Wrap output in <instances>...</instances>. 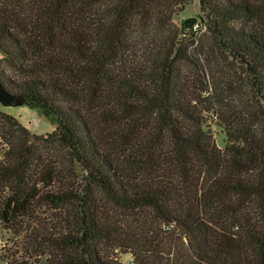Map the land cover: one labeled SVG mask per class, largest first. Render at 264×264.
Instances as JSON below:
<instances>
[{"label": "trees", "instance_id": "16d2710c", "mask_svg": "<svg viewBox=\"0 0 264 264\" xmlns=\"http://www.w3.org/2000/svg\"><path fill=\"white\" fill-rule=\"evenodd\" d=\"M190 1L0 0V84L54 126L0 111L4 264H264V114L221 148L201 97L216 49L264 105V0H199L196 45Z\"/></svg>", "mask_w": 264, "mask_h": 264}, {"label": "rangeland", "instance_id": "374dc122", "mask_svg": "<svg viewBox=\"0 0 264 264\" xmlns=\"http://www.w3.org/2000/svg\"><path fill=\"white\" fill-rule=\"evenodd\" d=\"M193 19L191 25H185V19ZM172 21L177 28L184 27V31L193 32L197 36V41L190 40L189 44L193 45L207 42V38L201 33L202 22L204 21V14L199 8V0H191L186 6L176 11L172 16ZM192 47V46H191ZM1 57V55H0ZM212 68L214 70L213 75L210 77L213 83L207 91L201 93V97L211 104V102H217V99H221L223 102L220 104L212 103L214 112L204 113L206 116L205 129L208 130L218 147H223L226 140L227 130L234 131L240 128V121L246 118V113L250 109L255 110L257 113H261V117L264 114V105L259 102L256 95H254L249 82L244 78L242 73L236 68V65L223 56L218 50L215 49V55L212 58ZM210 80V79H209ZM225 81L228 82L226 86ZM219 103V102H218ZM261 105V106H260ZM243 108L246 111L242 110ZM5 111L18 118V120L27 127L31 132L34 133H45L50 132L54 126L50 121V118L45 116L39 109L29 107L16 100L10 104H4L0 101V111ZM263 113V114H262ZM220 117V119H219ZM264 117V116H263ZM227 119L231 121L229 126H224L221 119ZM263 124L261 119L256 120V127L258 130L263 128L259 125ZM4 147L0 142V148ZM79 167L77 173L80 174ZM107 204L105 203V206ZM110 206V205H109ZM41 215V214H40ZM45 216V214H43ZM22 237L11 233L0 226V264L4 263L1 260L6 250H14L19 247L17 244L21 242ZM18 247V248H17ZM115 258L120 264H130L133 257L129 253L115 252Z\"/></svg>", "mask_w": 264, "mask_h": 264}, {"label": "water", "instance_id": "95a60500", "mask_svg": "<svg viewBox=\"0 0 264 264\" xmlns=\"http://www.w3.org/2000/svg\"><path fill=\"white\" fill-rule=\"evenodd\" d=\"M193 19H185L183 22L185 25H191L193 23ZM20 101V97L10 93L8 90H6L1 84H0V101L4 104H10L14 101Z\"/></svg>", "mask_w": 264, "mask_h": 264}, {"label": "built area", "instance_id": "2783aa9c", "mask_svg": "<svg viewBox=\"0 0 264 264\" xmlns=\"http://www.w3.org/2000/svg\"><path fill=\"white\" fill-rule=\"evenodd\" d=\"M0 246H2V243H0ZM2 264H4V263H2ZM130 264H133V262L131 261Z\"/></svg>", "mask_w": 264, "mask_h": 264}, {"label": "crops", "instance_id": "0c3cea01", "mask_svg": "<svg viewBox=\"0 0 264 264\" xmlns=\"http://www.w3.org/2000/svg\"><path fill=\"white\" fill-rule=\"evenodd\" d=\"M2 111V110H1ZM5 112V111H4ZM10 114V113H9Z\"/></svg>", "mask_w": 264, "mask_h": 264}]
</instances>
